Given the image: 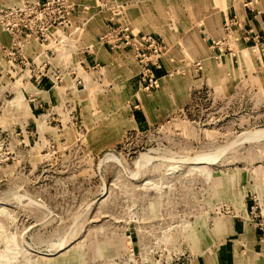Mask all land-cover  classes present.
<instances>
[{
    "label": "rangeland",
    "instance_id": "374dc122",
    "mask_svg": "<svg viewBox=\"0 0 264 264\" xmlns=\"http://www.w3.org/2000/svg\"><path fill=\"white\" fill-rule=\"evenodd\" d=\"M0 264H264V0H0Z\"/></svg>",
    "mask_w": 264,
    "mask_h": 264
},
{
    "label": "crops",
    "instance_id": "0c3cea01",
    "mask_svg": "<svg viewBox=\"0 0 264 264\" xmlns=\"http://www.w3.org/2000/svg\"><path fill=\"white\" fill-rule=\"evenodd\" d=\"M257 26H260L258 23H256Z\"/></svg>",
    "mask_w": 264,
    "mask_h": 264
},
{
    "label": "bare ground",
    "instance_id": "6f19581e",
    "mask_svg": "<svg viewBox=\"0 0 264 264\" xmlns=\"http://www.w3.org/2000/svg\"><path fill=\"white\" fill-rule=\"evenodd\" d=\"M246 136H247V135H246ZM246 136H245V137H246Z\"/></svg>",
    "mask_w": 264,
    "mask_h": 264
}]
</instances>
